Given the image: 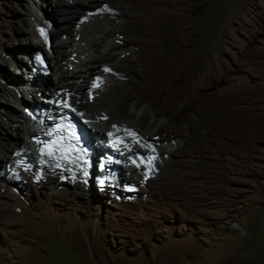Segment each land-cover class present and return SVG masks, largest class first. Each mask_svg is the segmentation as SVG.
Wrapping results in <instances>:
<instances>
[{"label":"rangeland","instance_id":"1","mask_svg":"<svg viewBox=\"0 0 264 264\" xmlns=\"http://www.w3.org/2000/svg\"><path fill=\"white\" fill-rule=\"evenodd\" d=\"M54 2L60 0H0V113L7 109L3 85L22 95L26 74L20 72L28 70L21 56L24 17L31 30L43 12L46 21L54 19L49 48L55 54L75 50L64 70L79 71L89 60L93 71L112 74L91 62L95 54L84 43L92 38L93 24L85 16L93 7H66L82 14L62 23ZM131 7L150 32L145 45L126 53L154 81L138 82L129 112L136 121L148 116L149 122L168 123L179 133L163 142L171 147L166 165L159 161L154 166L159 170L140 178L137 167L130 171L135 163L123 160L111 185L106 179L105 186L96 183L103 176L96 166L90 180L73 183L60 172L29 169L38 162L28 164L16 149H28L31 137L24 147L5 128L13 138L15 164L0 166V264H264V0H144L126 10ZM62 42L70 47L58 48ZM3 57L14 64L3 67ZM48 63L46 78L58 80ZM74 74L72 80L79 81ZM30 92L23 89L31 111L36 94ZM16 119L11 112L4 117L7 124ZM145 130L150 138L157 127Z\"/></svg>","mask_w":264,"mask_h":264},{"label":"bare ground","instance_id":"2","mask_svg":"<svg viewBox=\"0 0 264 264\" xmlns=\"http://www.w3.org/2000/svg\"><path fill=\"white\" fill-rule=\"evenodd\" d=\"M101 2H105L106 4H100ZM143 2L144 0H60L57 4L54 2V6L57 8V13L60 15L62 23H70L74 20L73 18H78V15L80 16L82 14L78 10L66 9V7L76 8L81 4L93 7L92 9H94V13L90 16H85V19L93 24L90 31H88V33H91L90 35H92V38L90 40L89 38H87V40L85 39L84 43H87L89 49L95 54L91 59L92 61H90L101 64V67H107L110 71H107L106 73L111 72V75H106L105 72L97 73L93 71V68L89 66V60H86L84 66L81 68L79 67V71L70 72L64 70L65 67L69 66L68 62L71 61H67V59L73 57L72 54L75 52L74 46L70 47L67 42H62L58 48L70 47L73 50V53L71 54L66 51L61 52L62 50H60V53L55 54L52 49L44 46V44L36 38L34 26L33 30H31L29 28V20L25 17L23 18V28L20 29V33L24 36L22 40L26 44L22 48L24 53L21 55L23 56L24 62L27 64V59L31 56V52H34L35 55L36 52L43 51L47 61H52L56 74L58 73L61 77L58 80L49 81L40 74L32 76L30 73L31 70L25 68L24 71L20 72V74L23 75V73H25L26 75L24 78V86L19 87L22 91V95L21 92H19V97H17L12 90L5 89V85H3L1 96L5 99L7 106L4 107H7V109L4 113H0V166L3 161L13 165L15 164V158H12L13 151L15 150L12 146L13 138L9 136L7 131L5 132V128L10 132H15V137L24 147L25 141H27L29 137L34 136V131L37 130L34 121L31 119L33 109L30 111L25 99H23V89L24 92L29 93L31 90L32 92H30V94H36V96L33 97L35 102L33 108H37V105L40 104L41 109H43L44 101L52 97L57 100L63 99L59 104H56L54 109H59L61 103L67 105L70 109L69 113L72 114L75 122L81 123L80 129L85 135L88 134V137L86 136V138L91 144L92 147L90 148H93L94 154L98 153L97 151L107 152L121 160L120 165L124 163L123 160H126L128 164L134 162L135 164L130 171L131 173H135V171L139 170L140 173L143 174V176H139L140 178L148 176L154 170H159V167H154L159 161H161L163 165H166L164 157L171 154L169 151L171 147L165 146L166 144H163V142L165 140L169 141L172 137L176 138L175 136H178L179 133L174 132L171 125L168 123L163 122L158 124L156 122H149L148 116L136 121L132 113L129 112L131 103L136 98V91L139 87L138 82H141L144 79H147L149 82L154 81L152 79V74L146 71H141L138 67L136 68V62L132 60V54L126 53V48L131 46L140 48L141 44L145 45L147 40H149L150 31L144 25L143 18L135 14L133 10L135 9L134 7H131L130 10H126V7L128 6H134ZM34 21V25L44 26L46 22L44 12L42 17L36 18ZM148 21L146 20V22ZM104 23L112 25L113 28L109 29L107 26H104ZM152 24L149 25L151 28H153ZM158 28L159 27L156 29L158 30ZM70 29L71 28H68L66 30L69 31ZM92 30H101L106 36L97 38ZM159 31L160 30H158V32ZM60 33H62L60 30H56V34ZM139 33H143L145 36L143 38L138 37L137 35ZM109 37L114 38L112 42L108 41ZM33 38L36 40L35 43L31 41ZM78 39L79 38H77V40ZM77 40H75L74 43H76ZM13 64L14 62L7 57L1 59V65L5 68L6 66L10 67ZM2 71L3 68L0 67V73H2ZM73 73H75V78H79V81L72 80L71 75H73ZM16 74H19V72ZM95 75L97 78L94 77ZM20 80L19 78H14V81ZM8 81L9 77L7 78V83ZM38 81H40V84L36 85ZM47 84L50 85L51 88H49ZM19 85L20 84H18V86ZM37 93H39V96ZM20 105L27 109L21 110ZM10 112L17 116V119L14 120L13 124H7L4 121V117ZM36 112H38V110H36ZM156 115H158V113H156ZM166 115L168 117L171 116V112H167ZM128 120L134 121L128 126L126 124V121ZM100 121H102L104 125H100ZM26 124L32 128H27ZM89 127L92 128V130L94 129L96 134L91 132ZM147 127H157V131H155L156 133H151L152 136L150 138L147 136L149 132L145 130ZM128 131H133V133L130 132L128 137L124 136L123 133ZM97 140H100L99 149L92 145ZM148 140L159 143V145L156 147L153 146V144L149 145L150 142ZM31 142L32 143L27 146L28 149H16L20 154L19 156H24L26 158L25 162L28 164H31L33 161L38 162V165L36 166L29 165V169L35 170L36 168H39L42 170H48L52 174L60 172L71 182L76 179L86 178L82 175V172L79 169L83 166V162L81 163L77 157L79 155L75 154L76 152L72 149H69L68 151L70 160L64 162V160L62 161V159H59L56 155H43L44 151L41 149V145H37V143H34L33 141ZM142 147H145L146 150L143 151ZM37 149H40L42 153L36 155L35 150ZM142 151L144 152L143 154ZM77 153L82 154L81 149H78ZM148 155H151V157ZM144 156L148 157L145 159ZM133 158H136L137 160H134ZM91 160L92 162L96 161L94 158ZM20 164L22 163H19V165ZM120 165L108 161L106 162L108 168L117 169L118 177L120 173L118 172ZM94 166H96V164H93L92 168H94ZM135 167H137V170L134 169ZM94 173L95 170H92V175ZM101 174L104 173L101 172ZM6 175L7 173L2 176ZM50 178L52 179L53 176ZM90 178L88 180H90ZM69 181H63V183L69 184ZM106 182L108 181L106 180ZM235 227L242 230L239 225H235Z\"/></svg>","mask_w":264,"mask_h":264},{"label":"clouds","instance_id":"3","mask_svg":"<svg viewBox=\"0 0 264 264\" xmlns=\"http://www.w3.org/2000/svg\"><path fill=\"white\" fill-rule=\"evenodd\" d=\"M49 20L47 19V21L46 22H48ZM46 22H45V24H46ZM49 22H51V21H49ZM52 23V22H51ZM45 24H44V26H41V25H35L34 26V32H35V35H36V38L38 39V40H40L43 44H44V42L41 40V39H39L38 37H37V34H36V30H35V27L36 26H40V27H42V28H45ZM53 24V23H52ZM51 30V29H50ZM50 30L48 31V36H49V42H50V45H51V41H50ZM50 45L49 46H46L45 44H44V46H46L47 48H49L50 47ZM41 55L42 56V59H43V61L45 62V64H46V66H47V68H48V70H49V72L51 73V68H50V65H49V63H48V61H47V59H46V57L44 56V52L43 51H38V52H36V54L34 55V52H31V56L27 59L28 60V62H27V68H28V70H31V74H32V76H34L35 74H40V75H43L41 72H38V71H36L35 73H33L32 72V69L30 68V65H28V64H30V60H31V58L32 57H34V56H36V55ZM50 75V74H49ZM49 75H47V76H45V75H43L45 78L46 77H48ZM37 84H40V81H38L37 82ZM48 100H56V104H57V101H60L61 102V100H57V99H55L54 97H52V98H49V99H47V100H45V101H48ZM44 101V102H45ZM59 102V103H60ZM38 105H40V104H38ZM37 105V106H38ZM41 106V105H40ZM56 106V105H55ZM55 106L54 107H52V110H58V109H54L55 108ZM33 110L34 109H37V108H32ZM43 109H47V110H49V108L47 107V105L44 103V108ZM33 115H34V112H33ZM71 116H72V114H71ZM72 119L74 120V118L72 117ZM75 121V120H74ZM35 123V122H34ZM77 124H78V126H79V128H81V123L80 122H76ZM35 127L37 128V126L35 125ZM37 130H38V128H37ZM37 130H35L34 131V135H37L36 133H37ZM31 138H33V136L31 137ZM31 138H30V140H31ZM94 164H95V162H94ZM118 175V174H117Z\"/></svg>","mask_w":264,"mask_h":264},{"label":"snow or ice","instance_id":"4","mask_svg":"<svg viewBox=\"0 0 264 264\" xmlns=\"http://www.w3.org/2000/svg\"><path fill=\"white\" fill-rule=\"evenodd\" d=\"M40 31H41V34H42V35H45V38H46V34L44 33V30H43V29H41ZM104 71H106V72H107V71H110V69H108V68H105V69H104ZM53 143H55V141H54Z\"/></svg>","mask_w":264,"mask_h":264},{"label":"water","instance_id":"5","mask_svg":"<svg viewBox=\"0 0 264 264\" xmlns=\"http://www.w3.org/2000/svg\"><path fill=\"white\" fill-rule=\"evenodd\" d=\"M49 21H51L54 24V19L52 17L47 18Z\"/></svg>","mask_w":264,"mask_h":264},{"label":"trees","instance_id":"6","mask_svg":"<svg viewBox=\"0 0 264 264\" xmlns=\"http://www.w3.org/2000/svg\"><path fill=\"white\" fill-rule=\"evenodd\" d=\"M11 76V75H10Z\"/></svg>","mask_w":264,"mask_h":264}]
</instances>
